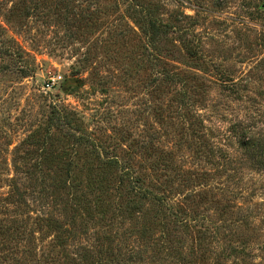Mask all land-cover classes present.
I'll return each instance as SVG.
<instances>
[{
    "label": "trees",
    "instance_id": "obj_1",
    "mask_svg": "<svg viewBox=\"0 0 264 264\" xmlns=\"http://www.w3.org/2000/svg\"><path fill=\"white\" fill-rule=\"evenodd\" d=\"M19 1L29 2L27 17L44 0ZM75 1L58 0L56 6L65 16L74 15ZM81 1L86 8L78 19L86 20L84 27L110 26L106 50L120 48L123 31L111 20L119 11L139 27L142 48L152 47L159 93L154 126L88 129L74 108L54 104L44 138L29 143V153L41 162L25 168L22 190L8 180L3 210L11 197L18 204L28 194L32 200L39 197L44 216L38 218L55 233L51 244L60 249L62 264H264V198L253 201V193L244 195L237 185L241 179L233 181L235 165L264 173V135L247 122L236 125L230 129L234 154L208 131L200 111L206 106L195 99L206 89L202 77L174 63L175 40L199 58L198 42L188 33L191 24L181 28L189 15L176 11L164 18L165 0ZM64 19L71 32L75 20ZM91 49L78 61L87 62ZM79 67L72 69L77 73ZM56 130L60 136H54ZM58 140L70 141V150L57 151Z\"/></svg>",
    "mask_w": 264,
    "mask_h": 264
},
{
    "label": "rangeland",
    "instance_id": "obj_2",
    "mask_svg": "<svg viewBox=\"0 0 264 264\" xmlns=\"http://www.w3.org/2000/svg\"><path fill=\"white\" fill-rule=\"evenodd\" d=\"M56 1L44 0L26 17L28 1L0 0V264H62L65 260L60 249L52 247L55 233L38 218L44 216L39 197L32 200L28 194L19 204L11 197L7 211L3 210L9 201L5 199L8 180L22 190L28 180L25 168L41 162L36 153H29L33 148L29 143L44 138L54 104L74 108L88 129L106 124L115 126L112 132L115 128L134 131L155 123L153 109L159 93L153 81L152 47L142 48L143 34L134 20L120 11L111 17L123 34L118 39L120 48L110 51L106 50L110 26L90 31L83 25L86 20L79 21L85 2L75 1L74 15L65 16ZM165 1L164 18L176 11L189 15L181 28L191 24L188 33L194 34L193 43L198 42L200 51L199 58L193 59L175 40L179 52L174 63L202 77L206 89L195 99L206 106L200 110L204 123L236 154L230 129L247 122L264 135V0ZM65 17L75 20L72 33L63 24ZM90 48L89 60L79 62ZM73 65L80 66L77 73ZM53 76L59 79L47 88ZM60 135L56 130L54 136ZM55 146L57 151H68L71 142L58 140ZM234 167L233 181L241 179L237 185L244 195L253 193V201L264 198V173ZM228 173L234 176L231 167Z\"/></svg>",
    "mask_w": 264,
    "mask_h": 264
},
{
    "label": "built area",
    "instance_id": "obj_3",
    "mask_svg": "<svg viewBox=\"0 0 264 264\" xmlns=\"http://www.w3.org/2000/svg\"><path fill=\"white\" fill-rule=\"evenodd\" d=\"M59 77L53 76L50 78V81L46 83L47 88H50L53 84H55L58 81Z\"/></svg>",
    "mask_w": 264,
    "mask_h": 264
},
{
    "label": "water",
    "instance_id": "obj_4",
    "mask_svg": "<svg viewBox=\"0 0 264 264\" xmlns=\"http://www.w3.org/2000/svg\"><path fill=\"white\" fill-rule=\"evenodd\" d=\"M262 7L264 8V3L262 4Z\"/></svg>",
    "mask_w": 264,
    "mask_h": 264
}]
</instances>
